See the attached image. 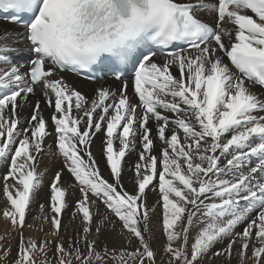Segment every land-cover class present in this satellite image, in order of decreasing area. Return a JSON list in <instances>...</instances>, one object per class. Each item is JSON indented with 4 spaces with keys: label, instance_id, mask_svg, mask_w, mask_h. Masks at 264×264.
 <instances>
[{
    "label": "snow or ice",
    "instance_id": "6c2138e0",
    "mask_svg": "<svg viewBox=\"0 0 264 264\" xmlns=\"http://www.w3.org/2000/svg\"><path fill=\"white\" fill-rule=\"evenodd\" d=\"M22 44L26 59H14ZM69 71L120 87L88 96ZM49 138L63 167L29 223ZM0 166L11 224L0 264H264V0H0ZM149 191L162 202L161 251Z\"/></svg>",
    "mask_w": 264,
    "mask_h": 264
},
{
    "label": "bare ground",
    "instance_id": "6f19581e",
    "mask_svg": "<svg viewBox=\"0 0 264 264\" xmlns=\"http://www.w3.org/2000/svg\"><path fill=\"white\" fill-rule=\"evenodd\" d=\"M23 45V44H22ZM20 45V46H22ZM66 79L73 84L76 88H80L83 90L85 95L92 96L94 94L95 89L101 85L99 82H89L86 80H83L81 78H78L76 76L67 74ZM105 87H111L114 91L119 89V84L111 80L108 84H103ZM40 98L39 94L36 96H32L29 101V105H26L22 111V115L24 117H27L31 113V104L34 103L36 99ZM43 107V105H42ZM50 115V110L45 109V116ZM102 135H98V137L95 140V143L93 144L92 151L94 155L97 158V161L104 173L105 176L108 175V167L104 162V157L102 155ZM50 146V147H49ZM128 159L129 167L136 161L137 157L135 153H133ZM63 167V158L58 154L55 144L53 143L52 139L49 138V140L46 142L45 150L41 154L40 162H39V168L38 171H45L44 178H43V184L41 187V190L39 191L38 195L36 196L35 203L32 205L31 214L27 217L28 222H32L33 217L37 216L39 214V207L38 205L43 203L47 206V202L49 200V186L52 181V179L55 176V173L60 170ZM4 171L3 167L0 166V174H2ZM64 181L66 183H74L72 177L67 174V172L64 173L63 177ZM123 184L126 189L131 191L133 189V180H132V172L128 171L123 174ZM79 191H74L72 195V200L75 202L79 198ZM160 199L158 191H149L147 193V203L149 206H154L155 211L150 214V220L148 222V228L151 230L154 234H156L157 238L153 239V247L157 249V251H161L165 242V237L163 235L162 231V202L161 204H157V201ZM5 206V198L3 197L2 191H0V209H2ZM100 213H104L105 209L103 205L101 204L99 206ZM72 209H66L65 213L63 214V223L68 224V222L72 219L71 217ZM75 226H79V220L73 222ZM0 224L7 225L8 222L3 218L2 214H0ZM119 226L117 227V229ZM35 235H39V233L33 229ZM239 230V229H238ZM37 233V234H36ZM105 232L104 234H106ZM73 229L70 226L69 231L66 234L72 235ZM104 234L101 236V240L106 242L109 246H112L114 243L112 241L106 240L104 237ZM5 235V234H0ZM135 243V242H134ZM121 244H117V246H120ZM219 247V245L217 246ZM12 258H9L8 260L11 261ZM222 259V258H221ZM233 264H236V261H233Z\"/></svg>",
    "mask_w": 264,
    "mask_h": 264
},
{
    "label": "rangeland",
    "instance_id": "374dc122",
    "mask_svg": "<svg viewBox=\"0 0 264 264\" xmlns=\"http://www.w3.org/2000/svg\"><path fill=\"white\" fill-rule=\"evenodd\" d=\"M79 88V87H78ZM80 89V88H79ZM82 90V89H81ZM83 91V90H82ZM8 224H0V234H6L8 232H11V224L9 221H7ZM31 223V222H29ZM119 225H117L118 227ZM34 229V228H33ZM33 229H26L25 230V236L28 235H35L34 230ZM150 233L152 234L153 239L157 238L156 234H154L151 230H149ZM37 234V233H36ZM11 237L12 239L10 240V245H11V255L8 257L9 258H13L16 256L17 253V240L18 238L16 237V234L14 232L11 233ZM106 240H108L109 242L112 241L115 245H117L118 243L121 245H126V241L124 240L123 237L119 236L117 232H107L106 234H104V237ZM7 246V245H6Z\"/></svg>",
    "mask_w": 264,
    "mask_h": 264
}]
</instances>
